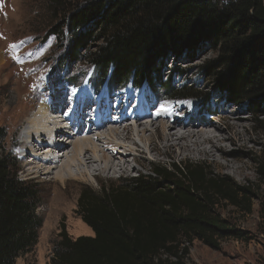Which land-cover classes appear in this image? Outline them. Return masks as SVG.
I'll use <instances>...</instances> for the list:
<instances>
[{
  "label": "trees",
  "instance_id": "trees-1",
  "mask_svg": "<svg viewBox=\"0 0 264 264\" xmlns=\"http://www.w3.org/2000/svg\"><path fill=\"white\" fill-rule=\"evenodd\" d=\"M47 5L62 20L66 57L80 59L87 52L91 86L106 81L111 89L164 88L165 100L198 98L186 87L163 83L161 65L209 45L219 58L207 70L225 99L264 108V0H48ZM3 140L0 128V264H15L37 242L41 195L33 181L18 177L17 160ZM261 148L256 173L264 181ZM251 201L246 188L197 163L155 166L147 176L119 179L97 193L84 187L77 214L94 235L71 239L63 227L50 264H182L185 244L197 240L218 250L220 240L242 238L217 207L224 203L249 214Z\"/></svg>",
  "mask_w": 264,
  "mask_h": 264
},
{
  "label": "rangeland",
  "instance_id": "rangeland-1",
  "mask_svg": "<svg viewBox=\"0 0 264 264\" xmlns=\"http://www.w3.org/2000/svg\"><path fill=\"white\" fill-rule=\"evenodd\" d=\"M47 4L48 0H0V128L4 132V148L17 160L20 169L18 177L33 181L41 195V205L36 211L41 219L37 242L29 253L17 258L15 264H50L52 249L58 242L63 227L71 239L94 235L77 214V200L84 187L97 193L100 192L102 185L115 183L119 179L135 178L138 175L147 176L155 166L163 167L179 163H197L206 166L211 173L227 178L234 187L246 188L252 194L249 214L224 203L217 207L221 217L227 220L242 238L222 239L218 250L197 240L191 245L185 244L184 247H187L188 251L183 256L182 264H264V181H261L256 173V158L263 149L261 147H264V108L258 103L252 105L244 102L235 105L225 99L213 74L207 70L210 64L218 60L219 52L212 46L206 45L199 47L194 53L176 59L168 57L165 64L161 65L163 83L167 80L176 90L186 87L190 89V94L198 98L165 100L164 88L154 92L144 86L136 91L128 84L125 87L111 89L106 81L99 87L94 81L91 86L89 82L87 83L92 73V67L85 60L87 52L82 51L80 59L66 57L68 47L64 39L65 34L58 27L61 19L53 18L47 9ZM55 27H58L59 31L54 35L52 30ZM88 91L98 94L105 92L111 97V109L109 108L111 113L107 120L111 119L112 122L117 120L115 118L117 115L112 112L115 109L113 98L120 91H128L132 96L134 95L133 100L128 103L121 98L122 110L127 115L133 111L137 112L134 101L139 102L140 107L145 105V100L152 104L151 106L156 110L155 112L149 110V113L146 111L147 116L158 113L160 104L179 105L183 117L187 115L196 119L205 118L211 129L220 131L226 136L232 134L228 131L224 120L230 115L237 114L244 124V129L241 131L246 146L236 152L237 146L227 144L229 150H235L236 153L230 154L222 161L240 160L245 166L248 178L241 179L232 171L221 168L211 160L196 156L183 158L179 154L180 151L174 149L173 155L155 158L153 155L145 154L141 155L137 162H133L130 157L129 170L124 175L102 174L85 179L79 178L66 182L64 186L57 183L59 189L54 190L52 182L49 183L52 175H35L34 171H31L30 151L23 145L22 135L28 129L30 113L41 104L44 100L43 96L47 99L50 98L51 93L63 92L65 100H81L82 107L85 102L92 100ZM96 93L95 95H98ZM142 93L146 96L143 104L140 101ZM82 95L91 100L85 101ZM94 100L97 98L94 97ZM93 101L90 105H94L95 101ZM102 107L106 109L105 106ZM66 108L67 105H64L61 111L63 123L69 117L65 115ZM88 111H90L89 107ZM70 112H72L70 117L73 118L76 113H83V110L81 108L79 111ZM83 116L87 118V112ZM83 116L81 114L79 118L82 120ZM54 117L57 119L56 115ZM126 120L125 125H132V122ZM183 122L186 123L187 119ZM181 128L179 126L175 131H180ZM86 132L83 130L81 137ZM29 141H32V138ZM45 148V145L40 148L38 154L45 153L46 150L42 151ZM56 153L58 159H61L63 152L58 149ZM115 157L119 158V156ZM171 261L174 262V259Z\"/></svg>",
  "mask_w": 264,
  "mask_h": 264
},
{
  "label": "bare ground",
  "instance_id": "bare-ground-1",
  "mask_svg": "<svg viewBox=\"0 0 264 264\" xmlns=\"http://www.w3.org/2000/svg\"><path fill=\"white\" fill-rule=\"evenodd\" d=\"M57 93H51L50 98L47 99L43 96L44 100L41 104L30 113L28 129L22 135V143L30 151L31 171H34L35 175H52L49 183L52 182L54 190L59 189L57 183L64 186L66 182L79 178L85 179L102 174L124 175L129 170L130 157L133 162H137L140 156L145 154L153 155L155 158L173 155L174 149L180 151L179 154L183 158L196 156L211 160L221 168L232 171L241 179L248 178L245 166L240 160L222 161L246 146L242 132L244 124L241 123V118L237 114L225 118L228 131L232 134V136H226L220 131L211 129L205 118L196 119L194 116L187 117V115L183 117L179 105L160 104L158 113L147 116L146 111L152 104L145 100L146 96L143 93L141 100L142 104L145 100V105L141 108L138 102L135 104L137 112L133 111L127 115L122 110L121 98L128 103L131 99L133 100L134 95L132 96L128 91H120L113 98L114 108L117 111L114 109L112 112L117 115V120L108 121L105 115L102 121L96 120L95 124H91L81 137L80 134L85 127L81 126L77 133L69 132L65 125L67 121L64 120L63 123L61 120L62 107L64 105L69 107L71 104H68L70 99L65 100L63 92ZM94 101L99 103V99ZM73 102L75 106L72 110L76 111L84 107L88 108L91 104V101L85 102L81 107V100H71V103ZM125 119L129 120V123L132 122V125H125ZM185 119H187L186 123L183 122ZM179 126L182 127L181 132L175 131ZM103 129L105 130L102 131ZM31 138L32 141H29ZM227 144L237 146L238 151L229 150ZM44 145L46 148L42 151L46 150V152L39 155V149ZM58 149L63 152L61 159H58L56 155Z\"/></svg>",
  "mask_w": 264,
  "mask_h": 264
}]
</instances>
